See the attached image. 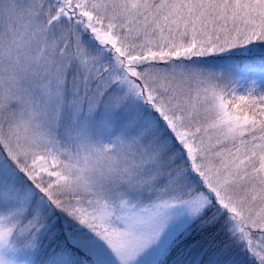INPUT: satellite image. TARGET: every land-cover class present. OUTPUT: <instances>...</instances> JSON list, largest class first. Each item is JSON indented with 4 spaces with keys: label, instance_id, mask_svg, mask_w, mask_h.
I'll list each match as a JSON object with an SVG mask.
<instances>
[{
    "label": "snow or ice",
    "instance_id": "snow-or-ice-1",
    "mask_svg": "<svg viewBox=\"0 0 264 264\" xmlns=\"http://www.w3.org/2000/svg\"><path fill=\"white\" fill-rule=\"evenodd\" d=\"M0 264H264V0H0Z\"/></svg>",
    "mask_w": 264,
    "mask_h": 264
}]
</instances>
